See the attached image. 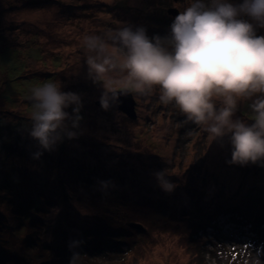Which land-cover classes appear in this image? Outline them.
Returning <instances> with one entry per match:
<instances>
[{
	"label": "rangeland",
	"instance_id": "1",
	"mask_svg": "<svg viewBox=\"0 0 264 264\" xmlns=\"http://www.w3.org/2000/svg\"><path fill=\"white\" fill-rule=\"evenodd\" d=\"M192 2L0 0V129L27 125L0 143V264H256L254 241L264 242V161L233 164L230 134L213 139L164 103L159 87L137 90L122 69L126 50L108 40L122 27L170 36L176 16L169 10L183 12ZM242 18L264 36V27ZM28 30L36 35L32 46L44 45L51 56L26 59ZM92 34L108 40L105 53L115 65L96 82L85 63L84 37ZM49 73L61 91L80 95L82 120L75 138L36 159L28 134L34 86L25 89ZM122 91L119 98L134 100L133 117L110 101ZM262 96L238 98L232 120L253 124L251 105ZM225 100L213 96L218 109ZM161 169L177 185L170 194L152 175ZM109 180L115 187L101 189Z\"/></svg>",
	"mask_w": 264,
	"mask_h": 264
},
{
	"label": "clouds",
	"instance_id": "2",
	"mask_svg": "<svg viewBox=\"0 0 264 264\" xmlns=\"http://www.w3.org/2000/svg\"><path fill=\"white\" fill-rule=\"evenodd\" d=\"M245 16L264 27V0H242L238 5L229 0H193L174 18L170 36L149 38L143 27H122L108 35L126 50L122 69L137 90L159 87L164 103H174L187 121L203 125L213 139L230 134L231 162L241 166L264 161V96L251 105L253 124L232 120L238 98L264 94V36L255 34ZM108 40L95 34L84 37L89 53L85 63L94 82L115 67L105 53ZM214 95L226 97L227 106L218 109ZM30 99L34 110L28 134L36 141L38 159L65 138L76 137L82 102L79 94L61 91L59 81L35 87ZM100 103L107 108L105 97ZM152 175L166 194L177 187L166 169ZM99 183L101 189L115 187L110 180Z\"/></svg>",
	"mask_w": 264,
	"mask_h": 264
},
{
	"label": "trees",
	"instance_id": "3",
	"mask_svg": "<svg viewBox=\"0 0 264 264\" xmlns=\"http://www.w3.org/2000/svg\"><path fill=\"white\" fill-rule=\"evenodd\" d=\"M68 11H69V9H68ZM174 16H176V15H174ZM174 16H171V17H174ZM63 22H64V20H63ZM17 31H20V29H14L13 32H12V34H14ZM29 32L30 31L28 30L27 31V34L28 35H29ZM29 36L30 37H28L29 38L28 40H31L32 43H31V45L29 46V48L25 52L30 56V57L27 56L26 59L27 60L28 59H31L32 60V61H29L28 60L30 63L32 62L33 64H35L34 62L37 60V58H39L38 60H41V54L44 55V60L46 58H48L49 56H51V54H50L51 52H49V51L47 52V54H45L44 45L37 44L36 46H32L33 43H34V41L31 39V36L32 37H36V35H29ZM28 40H25V41L28 42ZM9 60H11V59H9ZM52 61H55V59H53ZM55 63L58 64V62H56V61H55ZM49 75H51V77H49V79H47V81L40 82V83H38V85H35V84H37V80H35L34 82L32 81V84L29 85V86H27V89H25V93H27V91H30V90L33 89V88H31L32 85L35 88V87H38L40 85L42 86L46 82H52V80L54 79L53 78L54 74L53 73H49ZM29 95H30L29 97H31V94H29ZM31 106L33 107L32 103H31ZM250 118L254 120L255 117L254 116H251ZM24 127H27V125L23 121L20 124H19V122H17V123H14L13 122V123H11L10 126L9 125H6V124H5V126L3 125V128L0 129L1 130V133H0V143H3L4 142L6 144L9 141L11 143V141H13L12 140L13 138H17V135L20 136V133H19L20 131L18 129L21 130ZM5 128L9 129L10 134H14V135L13 136H9V138L7 136L6 139H5V134H4V132H2L3 129H5ZM254 204L256 205L257 210L259 209L258 210V213H259L262 210L261 209V206H260L261 204H259V202L258 203H254ZM262 215L264 216V213ZM254 242H256L258 244L257 247H256L257 252H256V255L254 256V261L256 262V264H264V254L262 253L263 248H264V242L263 241H254ZM217 263L227 264L225 261L224 262L223 261H217Z\"/></svg>",
	"mask_w": 264,
	"mask_h": 264
},
{
	"label": "water",
	"instance_id": "4",
	"mask_svg": "<svg viewBox=\"0 0 264 264\" xmlns=\"http://www.w3.org/2000/svg\"><path fill=\"white\" fill-rule=\"evenodd\" d=\"M170 11V13L169 14H171L172 16H174V15H178L179 14V12L176 10V9H174V10H169ZM119 93H126V92H124V91H122V92H115V95H113L114 93H111V94H109V95H111L110 97H111V102H116V101H119L120 103H121V106H123V108L126 106L128 109H126V107L124 108V109H126L127 111H128V115L130 116V117H133L134 116V114H135V111H134V100L131 98L132 96L131 95H129L128 93V98H127V101H128V103H126L125 101V99H126V97H125V95L124 94H121V96H120V98H119ZM125 105V106H124ZM120 106V107H121ZM122 108V107H121ZM123 109V110H124ZM131 226H133V227H135V228H138V229H142V226L140 225V224H132ZM47 262H45V263H42V264H46Z\"/></svg>",
	"mask_w": 264,
	"mask_h": 264
},
{
	"label": "bare ground",
	"instance_id": "5",
	"mask_svg": "<svg viewBox=\"0 0 264 264\" xmlns=\"http://www.w3.org/2000/svg\"><path fill=\"white\" fill-rule=\"evenodd\" d=\"M31 17H34V15H33V16L31 15ZM35 17H36V16H35Z\"/></svg>",
	"mask_w": 264,
	"mask_h": 264
}]
</instances>
